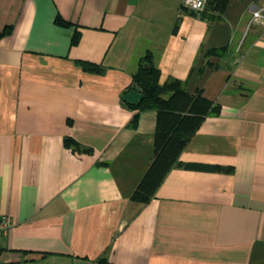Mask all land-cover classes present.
<instances>
[{"label": "crops", "instance_id": "obj_1", "mask_svg": "<svg viewBox=\"0 0 264 264\" xmlns=\"http://www.w3.org/2000/svg\"><path fill=\"white\" fill-rule=\"evenodd\" d=\"M182 1L0 0V264H264V0ZM147 52L219 104L179 160L222 168L175 165L143 204L157 114L121 96Z\"/></svg>", "mask_w": 264, "mask_h": 264}, {"label": "trees", "instance_id": "obj_2", "mask_svg": "<svg viewBox=\"0 0 264 264\" xmlns=\"http://www.w3.org/2000/svg\"><path fill=\"white\" fill-rule=\"evenodd\" d=\"M229 0H206L204 9L199 16L210 20H219ZM188 9V8H187ZM192 13L195 14L193 10ZM58 20V19H57ZM58 23H69L59 20ZM7 27L0 31V36L7 32ZM79 32L75 29L72 43L78 39ZM215 50H208L213 53ZM82 68L86 71H102L101 64L80 60ZM160 71L154 64L152 54L147 52L139 59L138 68L132 75L129 89H135L143 94L137 104L126 103L130 108L138 111L155 110L156 127L153 137V157L142 175L140 181L131 194L130 199L139 203H147L164 179L167 172L175 165L187 169L215 171L222 167L208 163L181 162L179 155L190 137L200 126L203 119L219 111V104L205 97L200 90L195 93L188 92L184 85L175 78H168L159 82ZM134 115L130 124H135ZM64 144L77 151L81 145L71 137L64 139ZM88 151V148H83Z\"/></svg>", "mask_w": 264, "mask_h": 264}, {"label": "built area", "instance_id": "obj_3", "mask_svg": "<svg viewBox=\"0 0 264 264\" xmlns=\"http://www.w3.org/2000/svg\"><path fill=\"white\" fill-rule=\"evenodd\" d=\"M183 6L193 10L197 15L204 9L206 0H183ZM253 25H259L264 34V6L255 7L251 11L250 19L247 23V29ZM12 219L5 214L0 215V234H5L12 226Z\"/></svg>", "mask_w": 264, "mask_h": 264}, {"label": "water", "instance_id": "obj_4", "mask_svg": "<svg viewBox=\"0 0 264 264\" xmlns=\"http://www.w3.org/2000/svg\"><path fill=\"white\" fill-rule=\"evenodd\" d=\"M121 98L130 104H137L143 98V94L135 89H129L122 94Z\"/></svg>", "mask_w": 264, "mask_h": 264}]
</instances>
